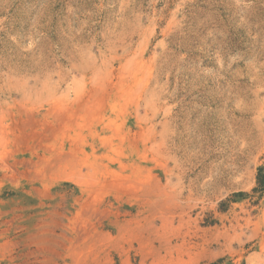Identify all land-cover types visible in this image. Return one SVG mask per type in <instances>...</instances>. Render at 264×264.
I'll return each mask as SVG.
<instances>
[{
  "label": "rangeland",
  "instance_id": "rangeland-1",
  "mask_svg": "<svg viewBox=\"0 0 264 264\" xmlns=\"http://www.w3.org/2000/svg\"><path fill=\"white\" fill-rule=\"evenodd\" d=\"M261 166L264 0H0V264H264Z\"/></svg>",
  "mask_w": 264,
  "mask_h": 264
},
{
  "label": "trees",
  "instance_id": "trees-1",
  "mask_svg": "<svg viewBox=\"0 0 264 264\" xmlns=\"http://www.w3.org/2000/svg\"><path fill=\"white\" fill-rule=\"evenodd\" d=\"M252 194L237 192L234 193L230 199H227V202L230 200H234L236 198H244L246 196L256 195L257 199H260L264 195V167H258L256 177H255V186L251 190ZM227 202H222L221 205L223 206V210L226 208ZM223 259H219L212 264H220Z\"/></svg>",
  "mask_w": 264,
  "mask_h": 264
}]
</instances>
